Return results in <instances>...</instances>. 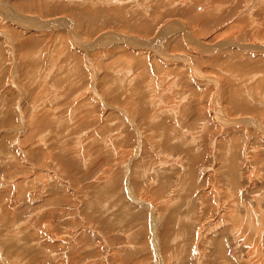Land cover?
<instances>
[{"label": "rangeland", "instance_id": "obj_1", "mask_svg": "<svg viewBox=\"0 0 264 264\" xmlns=\"http://www.w3.org/2000/svg\"><path fill=\"white\" fill-rule=\"evenodd\" d=\"M89 1L0 0V264H263L264 0Z\"/></svg>", "mask_w": 264, "mask_h": 264}, {"label": "bare ground", "instance_id": "obj_2", "mask_svg": "<svg viewBox=\"0 0 264 264\" xmlns=\"http://www.w3.org/2000/svg\"><path fill=\"white\" fill-rule=\"evenodd\" d=\"M82 1H87L88 2V0H82ZM116 0H104L103 1V3L105 2L106 4H108V3H114ZM131 1V0H130ZM187 0H183V1H180V0H178L177 2L178 3H180V4H185V2H186ZM202 1V0H201ZM200 1V2H201ZM208 1V0H207ZM210 1V0H209ZM219 1H221V0H212V5H210L211 7L212 6H215V9L217 10V11H219L220 10V8H221V6H220V2ZM223 1V0H222ZM222 1H221V3H222ZM226 1V0H225ZM230 1V0H229ZM252 1V0H251ZM90 3H93V0L92 1H89ZM247 2V1H246ZM104 3V4H105ZM116 3V2H115ZM209 3V2H208ZM231 3V2H230ZM109 4V5H110ZM224 4V3H223ZM7 5V4H6ZM6 5H5V7H6ZM93 5V4H92ZM167 5V4H166ZM172 5V4H171ZM261 5V4H260ZM169 6V5H168ZM53 8H55V6L53 7ZM57 8V7H56ZM55 8V9H56ZM214 8V7H213ZM4 9V8H3ZM1 7H0V11L2 10V12H0L1 14H4V15H7L6 17H10V16H8V11H6L7 13H5V10H3ZM59 9V8H58ZM184 9V8H183ZM201 9H202V7H201ZM200 9V10H201ZM246 9V12L247 13H249V15L251 14V11H252V7H251V3H248V5H247V7L245 8ZM244 9V10H245ZM62 10V8H60L59 10H53V9H51V10H49L51 13H55V14H59L58 12L59 11H61ZM234 10H235V8H234ZM48 11V10H47ZM177 11V10H176ZM176 11H173L172 10V12H170L169 11V13L167 12V14L165 15V16H162V18L164 19V18H168V17H171V16H174V15H176V16H180V17H182V16H185V17H187L186 15H188V11L186 10H184L183 11V13H182V11H180V12H176ZM205 11V10H204ZM230 11V10H229ZM49 12V13H50ZM95 13H96V11H94ZM100 12V11H99ZM103 12H105V11H103ZM102 11H101V13H98V14H93V13H91V12H84V14L88 17V21H86L88 24H89V26H90V29L92 30V27L94 28V27H96V28H101V27H103V28H105V29H107V28H115V27H117V29H120V28H122L123 29V31L124 30H128V32H130V33H137V34H141V35H143V37H144V35H148V34H150L151 33V31H152V29H153V26H154V23H152V22H145V21H143V19L141 20V21H139L140 19H137V18H135V19H130V18H125V16H123V14H119L118 13V11L116 12L115 11V13H112L111 15H109V16H106V12L105 13H103ZM227 12V11H226ZM245 12V13H246ZM123 13V12H122ZM224 13V12H223ZM230 13V12H229ZM55 14H53V15H55ZM109 14V13H108ZM225 14V13H224ZM226 14H228V13H226ZM225 14V16H227ZM259 14V13H258ZM263 14V13H262ZM51 14H49V16H50ZM159 15V14H158ZM230 15H232V14H230ZM46 16H48V14L46 15ZM52 16V15H51ZM233 16V15H232ZM251 16V15H250ZM4 18H5V16H3ZM36 17V16H35ZM228 17V16H227ZM139 18V17H138ZM189 18V20L191 21V23L192 24H194V25H196L195 27H198L199 29H201L202 31L203 30H206L207 29V31H211L212 29H215V28H217V27H221V26H223L224 24H225V22H224V19L225 18H223V16L221 17L220 15H217V14H213V15H211V16H208L207 18H201V17H199V16H195V17H188ZM187 18V19H188ZM244 18V17H243ZM252 17H250V19H251ZM80 19V18H79ZM249 19V18H248ZM87 20V19H86ZM17 21V20H16ZM49 21V20H48ZM241 21V20H240ZM54 22V21H53ZM41 23V22H40ZM65 23V22H64ZM179 23V22H178ZM43 24L44 25H46L45 24V22H43ZM42 24V25H43ZM49 24V23H48ZM53 24V23H52ZM59 24L61 25V24H63L62 23V21H59ZM175 24H177V22H175L174 24L172 23V25L171 26H173L174 27V25ZM182 24V23H181ZM242 24V23H241ZM244 24V23H243ZM43 25V26H44ZM56 25H58V22L56 23ZM65 25V24H64ZM40 26H41V24H40ZM42 26V27H43ZM47 26V25H46ZM68 26V25H67ZM118 26H120V28L118 27ZM234 26V25H233ZM31 27V26H30ZM33 27H35L34 25H33ZM156 27V26H155ZM172 27V28H173ZM182 27V26H181ZM200 27H202V28H200ZM241 27H243V26H241ZM38 28V27H37ZM67 28V27H66ZM103 28H101V29H103ZM172 28H171V30H172ZM183 28V27H182ZM230 28H231V26H230ZM34 29V28H33ZM121 29V30H122ZM168 29V28H167ZM178 29V28H177ZM234 29H235V27H234ZM243 29V28H242ZM246 29V28H245ZM254 29V28H253ZM31 30V29H30ZM36 30V29H35ZM67 30V29H66ZM96 30V29H95ZM169 30V29H168ZM174 30V29H173ZM1 31V30H0ZM94 31V30H93ZM182 31V30H181ZM199 31V30H198ZM221 31V30H220ZM254 32L256 31V30H253ZM91 32V31H90ZM96 32V31H95ZM217 32V31H216ZM245 32V31H244ZM263 32H264V30H263ZM91 33H93V32H91ZM90 33V34H91ZM104 33V32H103ZM156 33V32H155ZM198 33V32H197ZM196 33V34H197ZM203 33H204V31H203ZM218 33V32H217ZM216 33V34H217ZM248 33V32H247ZM246 33V34H247ZM256 33V32H255ZM159 34V33H158ZM200 34V33H199ZM198 34V35H199ZM252 35H253V32L251 33ZM258 34V33H257ZM261 34V33H260ZM85 35H89V33H85ZM93 35V34H92ZM104 35H106V36H108L107 37V40H115V41H120V42H122V44H125V45H127L128 43L131 45V46H133V47H141V48H148V49H151V48H154V44L157 42L155 39L154 40H152V41H150V42H145L144 40H142V41H139V39H137V38H132V37H126V36H120L119 34H116V33H113V32H107L106 34H104ZM150 35H152V34H150ZM160 35H162V32H161V34ZM183 35V37H184V40H186V41H190V44L189 45H192L191 47L192 48H200V47H206L205 46V44H197V42L192 38V37H190L189 35H187V34H182ZM215 35V34H214ZM219 35L220 34H218V35H216L217 37H219ZM71 36H73V35H71ZM105 36V37H106ZM260 36H262V35H260ZM89 37V36H88ZM104 37V38H105ZM153 37V36H152ZM151 37V38H152ZM156 37H160V36H156ZM163 37V36H162ZM168 37V36H167ZM217 37H216V39H217ZM242 37V36H241ZM253 37H254V35H253ZM256 37L259 39V40H262L261 39V37L259 38L257 35H256ZM102 38H103V36H102ZM101 38V39H102ZM153 38H155V37H153ZM166 38V37H165ZM221 38V37H220ZM94 39V38H93ZM157 40L159 39V38H156ZM182 39V38H181ZM241 39H243V40H246V36H243ZM104 41H107L106 40V38L105 39H103ZM147 41V40H146ZM156 41V42H155ZM177 41V40H176ZM252 41H254V40H252ZM119 42V43H120ZM170 42H172L171 40H170ZM175 42V41H174ZM255 42H257V41H255ZM118 43V44H119ZM181 43H183L182 41H181ZM181 43H177L178 45H181ZM30 44H31V42H30ZM117 44V45H118ZM121 44V45H122ZM128 44V45H129ZM176 44V43H175ZM187 44V43H186ZM212 44V43H211ZM225 43L224 42H222V43H220L219 44V47L221 46V45H224ZM86 45V44H85ZM88 45H90V44H88ZM116 45V44H115ZM114 45V46H115ZM127 45V46H128ZM152 45H154L153 47H152ZM188 45V46H189ZM218 45V44H217ZM169 45H166V47H168ZM185 46V45H184ZM224 46H226V45H224ZM230 46V45H229ZM129 47V46H128ZM150 47V48H149ZM179 47V46H178ZM218 47V48H219ZM113 48V47H112ZM207 48H208V50H211V52H214V50H215V47H208L207 46ZM211 48V49H210ZM247 48H249V49H253V50H257V51H262V52H264V47H262V48H258V47H256V46H254V45H251V46H247ZM179 50H182V49H180V48H178ZM204 49V48H203ZM151 50H154V49H151ZM150 50V51H151ZM165 51H166V49H164ZM207 50V49H206ZM205 50V51H206ZM207 50V51H208ZM133 51V50H132ZM158 51H160V50H158ZM233 51H234V49H233ZM153 52V51H152ZM158 53H160V52H158ZM169 53V52H168ZM205 53H207V52H205ZM127 54V53H126ZM161 54V53H160ZM171 54V53H170ZM179 54V53H178ZM240 54V53H239ZM158 55V54H157ZM132 56V55H131ZM171 56V55H170ZM133 57V56H132ZM159 57H161V56H159ZM166 57H169V56H166ZM165 57V58H166ZM183 57V56H182ZM131 58V57H130ZM157 58H158V56H157ZM164 58V59H165ZM171 58V57H170ZM169 58V59H170ZM175 59V58H174ZM177 59L178 60H181L182 58H181V56H177ZM183 59H184V61H186L187 63H190L189 62V60H190V57L189 58H184L183 57ZM161 60V59H160ZM163 60V59H162ZM247 60V59H246ZM175 61V60H174ZM250 61V60H249ZM202 62V61H201ZM247 62H248V60H247ZM247 62H245L246 63V65H247ZM193 64H194V62H192ZM251 63H252V61H251ZM264 63V62H263ZM190 65H192L191 63H190ZM195 65V64H194ZM193 65V66H194ZM250 66H252L251 64H249ZM254 65V64H253ZM136 66H138V65H136ZM192 66V68H194L195 67V76H197L198 74H200V71L198 72L197 71V67L196 66H194L193 67ZM245 67H248V66H245ZM243 68V67H242ZM262 69H264V67H262ZM193 70V69H192ZM251 70V69H250ZM194 71V70H193ZM192 71V72H193ZM245 71V70H244ZM219 121V120H218ZM240 121H242V122H240V123H244V124H247V125H250L251 126V123L253 124V126H255L257 129H259V130H261L263 133H264V127H263V125H260V124H258V122L256 121V120H250V119H246V120H240ZM248 122L250 123V124H248ZM235 122H233L232 121V124H234ZM226 124H228V121L226 122V123H224V124H222V126L224 127V126H226ZM229 124H230V122H229ZM249 158V157H248ZM250 162V161H249ZM254 212V211H253ZM257 212H258V209H257ZM259 213V212H258ZM255 216H256V214H255ZM260 216V215H259ZM238 217V216H237ZM264 217V216H263ZM264 219V218H263ZM237 221V220H236ZM252 221H254V219L252 220ZM234 222V221H233ZM234 224V223H233ZM236 227H238V226H236ZM250 228V227H249ZM263 230V229H262ZM234 233V232H233ZM237 233V232H236ZM260 234V233H259ZM237 238H238V236H237ZM248 240V239H247ZM256 242V241H255ZM260 252V251H259ZM255 254V253H254ZM264 264V263H263Z\"/></svg>", "mask_w": 264, "mask_h": 264}]
</instances>
